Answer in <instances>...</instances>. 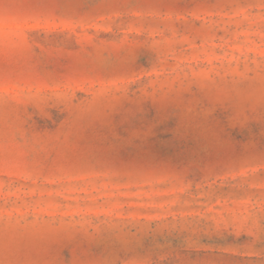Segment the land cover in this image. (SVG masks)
<instances>
[{
    "label": "rangeland",
    "instance_id": "1",
    "mask_svg": "<svg viewBox=\"0 0 264 264\" xmlns=\"http://www.w3.org/2000/svg\"><path fill=\"white\" fill-rule=\"evenodd\" d=\"M0 264H264V0H0Z\"/></svg>",
    "mask_w": 264,
    "mask_h": 264
}]
</instances>
